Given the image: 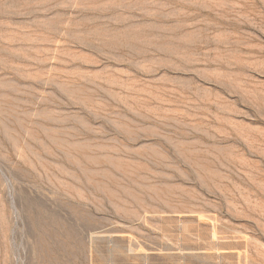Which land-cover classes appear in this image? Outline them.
<instances>
[{"label":"rangeland","instance_id":"1","mask_svg":"<svg viewBox=\"0 0 264 264\" xmlns=\"http://www.w3.org/2000/svg\"><path fill=\"white\" fill-rule=\"evenodd\" d=\"M0 264H264V0H0Z\"/></svg>","mask_w":264,"mask_h":264}]
</instances>
